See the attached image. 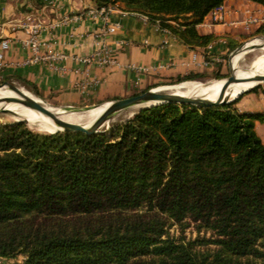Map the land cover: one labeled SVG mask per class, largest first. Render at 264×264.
<instances>
[{"label": "trees", "instance_id": "16d2710c", "mask_svg": "<svg viewBox=\"0 0 264 264\" xmlns=\"http://www.w3.org/2000/svg\"><path fill=\"white\" fill-rule=\"evenodd\" d=\"M93 1L122 2L202 47L215 37L196 25L224 2ZM254 31L264 33V23ZM236 44L228 41L227 51ZM239 98L199 109L153 105L112 132L40 134L21 122L0 124V257L24 255L12 264H264V143L255 132L264 114L239 111ZM184 221L216 235L202 241L215 247L200 251L166 236L168 223Z\"/></svg>", "mask_w": 264, "mask_h": 264}, {"label": "crops", "instance_id": "0c3cea01", "mask_svg": "<svg viewBox=\"0 0 264 264\" xmlns=\"http://www.w3.org/2000/svg\"><path fill=\"white\" fill-rule=\"evenodd\" d=\"M53 1L54 4L45 0H0V44L8 41L6 49L0 46V79H25L37 87L40 97L65 106L105 103L134 95L177 75L208 71L212 68L210 61L228 50V41L239 40V35L254 31L261 24L249 22L250 19L264 17V6L260 4L224 0L222 21L211 20L209 12L196 25L199 34H212L215 38L205 47L190 46L139 14H123L126 7L117 2L107 20L108 25H117V28L105 37L116 61L100 65L84 63L79 58L96 48L93 32L107 26L101 19L84 16L48 27L64 16L80 14L96 6L94 1ZM169 22L177 25L176 21ZM32 23L46 27L38 34L42 43L40 54L62 52L67 55L64 60L26 62L32 50L23 42L28 37L25 24ZM248 92L253 95L247 99V107L237 101L238 110L264 114V93Z\"/></svg>", "mask_w": 264, "mask_h": 264}, {"label": "rangeland", "instance_id": "374dc122", "mask_svg": "<svg viewBox=\"0 0 264 264\" xmlns=\"http://www.w3.org/2000/svg\"><path fill=\"white\" fill-rule=\"evenodd\" d=\"M257 38H264V33H256L255 31H250V32L239 35V40H235V42L237 44L232 49H230L229 51H226L221 56L215 58L213 61H210L212 63V68L208 71H204L206 73V75H204L203 77L192 79V80H198V81H185V82L191 83V82L202 81L205 84H208V82L217 83V82H219L218 80L221 81V79L227 78L231 72L230 66H229L230 53L232 51L236 50L237 48H239L241 50L246 45V43L250 42L253 39L256 40ZM263 52H264V47H262L260 49H254V50L248 51L245 54V56L241 60H239L240 65L243 64L241 66H248L249 64L254 62V60L258 56L262 55ZM3 81L12 82V83L20 86L24 91H26L30 95L36 97L40 102L42 101V103H44L46 105H50V106H53L56 108L65 106V105L54 104L51 101H49L48 99L40 97L39 95H37L33 91L31 86L25 84L22 81H18L15 79H7V80H3ZM3 81H0V83ZM182 81H184V80L176 81L174 79H165L163 81H160L158 84H155L154 87H150V88H155L158 86H161V87L173 86V85L179 84V82L182 83ZM202 82H200V83H202ZM257 85H259L257 92L264 93V81H261ZM147 89H149V88L147 87ZM5 90H9V89L6 88ZM137 92H138V94L141 93L139 91H137ZM252 95H253V93L248 92V91L240 94L239 95L240 98L238 99V104H240L241 106L247 107V104H248L247 99L250 98ZM100 104H102V103H100ZM95 105H97V104H95ZM71 106L84 107V106H94V105H71ZM149 107H151V106H149ZM143 108H148V107L135 106V107H132V108L127 109L125 111H122L118 114H115L108 121L107 126L102 128V131L112 132V131L118 129L119 127H121L126 122V120L132 118L136 113H138ZM13 122H21L22 124H24V126L27 127V129H29L30 131L35 132V133L53 134L55 132H58V131H54V132H52V131H50V132L41 131L38 129V126L36 124H29L27 121H20L19 119L15 118V117L7 114V113H1L0 112V124H7V123H13ZM59 131H64V130H59ZM255 132L257 133V135L261 138L262 142L264 143V123H262L258 120L255 121ZM166 236L173 238L176 242H180V243H183L185 245L192 246L194 249L200 250V251H205L206 248L207 249H213L215 247V245L212 243H208L204 246V244H202V241L203 240L212 241V240L216 239V235H214L211 231H209L203 227H198L196 224H194L192 222H187V221L185 222L184 221L182 224L173 223V222L168 223V226L166 229ZM259 245H260L259 247L261 249H264V237L260 241ZM23 260H24V255H22V254H19L18 256L14 257V258L0 257V264H12L14 262H22Z\"/></svg>", "mask_w": 264, "mask_h": 264}, {"label": "water", "instance_id": "95a60500", "mask_svg": "<svg viewBox=\"0 0 264 264\" xmlns=\"http://www.w3.org/2000/svg\"><path fill=\"white\" fill-rule=\"evenodd\" d=\"M257 39H263L262 43H260V45H252L251 47H248L246 49L247 52L254 50V49H260L264 46V38H257ZM239 50L240 49L237 48L236 50L230 53L229 66H230L231 72H230V75L224 79V83L221 87L219 96L223 95V93L230 86V84L243 80V79H239V77L235 75V73L233 72L232 66H231V58ZM256 77L260 79V81H258L257 84H259L261 81H264V75L263 76L260 75ZM185 81H198V80L189 79V80H184L182 82H185ZM199 82H202V81H199ZM256 85H254L253 87H255ZM158 87H161V86H158ZM158 87L149 88L139 94H134L128 97H123V98H118V99H113L111 101H108L107 102L108 106L105 108V110L96 119H94L90 124L86 125L85 123L67 122L61 119L59 116L62 113H85L89 111L92 107L97 106L98 104L94 106H84V107L63 106V107H58L59 108L58 112H53V111H50L46 107V105L40 102L36 97H31L27 95L26 93H24L23 89L20 86L12 82H8V81H3L0 83V89L8 88L15 94V96H10V97L5 98L3 102H6V103L18 102L30 109H33L37 112L42 113L43 115L48 117L58 127V129H56L55 131H59V130L74 131V132L76 131V132H82L84 134H92V133L101 131L103 127L107 126L108 121L115 114H118L122 111H125L135 106L149 107V106L162 104V103H178V104L190 105L194 108L199 109V108H205L211 105L223 104V103L233 100V99H222V100L217 99L215 101H211V100L205 99L204 97H187V96L176 95L174 93H169V92H164V91H156ZM253 87L247 90H243L240 94L251 90ZM0 112L7 113L15 117V114L9 109H7L5 106H0ZM15 118L19 119L20 121H27L24 118H19V117H15Z\"/></svg>", "mask_w": 264, "mask_h": 264}, {"label": "bare ground", "instance_id": "6f19581e", "mask_svg": "<svg viewBox=\"0 0 264 264\" xmlns=\"http://www.w3.org/2000/svg\"><path fill=\"white\" fill-rule=\"evenodd\" d=\"M263 39L252 40L247 43L241 50L237 51L231 58V66L233 72L240 80L230 84L222 96L220 95L221 87L224 83V79L218 80L219 82H208V84L200 82H182L173 86L158 87L156 91H164L169 93H174L176 95H183L187 97H204L205 99L215 101L222 99H235L243 90H247L260 81L256 76L264 75V52L262 55L258 56L254 62L248 66H241L239 60H241L247 53L246 49L252 45H260ZM264 47V46H263ZM24 91V90H23ZM27 95L34 97L24 91ZM15 96L11 90L0 89V106H5L7 109L15 114V117L24 118L29 124H36L38 129L45 132L55 131L58 127L45 115L30 109L21 103L10 102L6 103L3 100L7 97ZM42 102V101H41ZM46 105V104H45ZM108 106V103L98 104L92 107L89 111L85 113H62L60 118L72 123H85L90 124L94 119H96ZM46 107L53 112H58L59 108L46 105ZM141 107V106H140Z\"/></svg>", "mask_w": 264, "mask_h": 264}, {"label": "built area", "instance_id": "2783aa9c", "mask_svg": "<svg viewBox=\"0 0 264 264\" xmlns=\"http://www.w3.org/2000/svg\"><path fill=\"white\" fill-rule=\"evenodd\" d=\"M45 1L49 4H54L53 0H45ZM115 4L108 5V6H100V7L99 6L90 7L83 13L74 14L71 16H64L57 22L49 24L48 27L52 28L60 23L67 22L72 19L79 20L84 16L90 18L91 20L101 19L105 24H107V20L110 14L116 9ZM122 13L123 14H129V13L139 14L143 17L145 21H150L148 16L137 13V12L129 11L127 9L122 10ZM210 13H211L210 14L211 20L222 21L224 18V13H225V8H224L223 3L217 6L216 8H214L212 11H210ZM249 22L264 23V17H254L250 19ZM153 24L157 26L158 28H160L158 21H156ZM44 28L46 27H43L40 23L25 24V29L28 32V37L24 39L23 42L25 46L30 47L32 50L31 56L28 57V59H26L27 63H34L37 61H45V62L52 63V62L64 60L67 57V55L62 52L48 51L46 54H43V55L40 54L39 50H40L42 43L38 39V34ZM116 28H117V25L107 24V26H102L99 30L93 32V37L96 43V48L93 50V52L87 54L86 56L80 57L79 60H81L84 63L97 62L100 65H109V64L114 63L116 61V57L106 45L105 37H106V34L114 32ZM162 30H165V29H162ZM0 46H1V49H6L8 47V41L7 40L1 41ZM0 56H1V50H0Z\"/></svg>", "mask_w": 264, "mask_h": 264}]
</instances>
